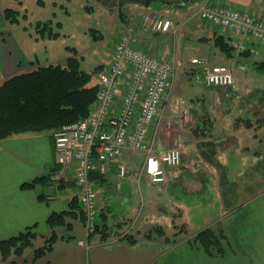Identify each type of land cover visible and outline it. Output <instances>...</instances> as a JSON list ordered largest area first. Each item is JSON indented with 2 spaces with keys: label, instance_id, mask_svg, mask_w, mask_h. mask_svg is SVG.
<instances>
[{
  "label": "crops",
  "instance_id": "crops-1",
  "mask_svg": "<svg viewBox=\"0 0 264 264\" xmlns=\"http://www.w3.org/2000/svg\"><path fill=\"white\" fill-rule=\"evenodd\" d=\"M120 1L125 6L139 7L148 16L146 25L138 29L121 14V34L132 27L134 47L163 61L180 64L178 75L188 66L197 68L183 57L188 45L181 39L180 26L187 27L194 24L192 21H195L193 27L201 44L192 59L211 65L237 64L235 89L216 95L217 108L225 109L228 103L236 105L235 96L250 93L251 90L245 89L251 82L248 59H245L249 57L237 54L233 58L219 47L220 38L231 43L237 39V34L209 23L207 27L197 24L200 6L205 0H190L188 4H182L184 0H169L174 4H165L161 10L147 8L139 0ZM190 3H194L196 13L183 22L174 21L176 35L155 37L159 33L151 31L149 20L170 18L167 14L171 12L187 13ZM212 5L248 11L256 19L264 20V0H211ZM167 7L174 8L168 10ZM169 39L177 48L171 50L164 46ZM249 42L255 49L253 54H257L259 44ZM207 54L210 57L207 58ZM211 55L214 61H210ZM263 61H254L255 68ZM30 62L21 54L13 55L8 46L1 47L0 69L4 77L1 83ZM262 100L256 106L248 104L250 111L241 112V106L234 113L222 111L225 118L222 112L202 114L182 106L177 113L182 109L185 112L167 117L168 104L162 102L145 148L136 153L125 151L111 164L107 174L100 177L92 174L98 192L97 224L103 232L93 235L89 248L80 245L85 238V224L80 214H76V219H71L73 230L65 239H59L53 251L34 260L30 250L23 258H11L1 264H264V128L257 125L264 116V98ZM53 135V132H31L0 141V241L29 228L47 234L50 232L47 221L53 214L72 210L75 181L71 179L56 186L48 179L58 169ZM153 136L159 139L157 151L163 152L173 145L182 151L183 164L167 169L168 181L161 185L151 184L145 175V161ZM118 162L128 165L126 179L117 175ZM34 180L39 182L33 188H22L23 184ZM123 183H127L125 193L121 188ZM157 226L164 229L169 241L152 232ZM216 226L225 232L223 258H210L200 245L193 243L201 230ZM127 233L135 235L137 241L124 240ZM36 243V247L42 246V240Z\"/></svg>",
  "mask_w": 264,
  "mask_h": 264
},
{
  "label": "built area",
  "instance_id": "built-area-1",
  "mask_svg": "<svg viewBox=\"0 0 264 264\" xmlns=\"http://www.w3.org/2000/svg\"><path fill=\"white\" fill-rule=\"evenodd\" d=\"M199 14L203 21L237 34V39L231 41L236 54L255 52L249 40L264 44V20L256 19L248 11L210 6L207 1L200 7ZM150 23L153 33H177L168 18H155ZM133 30L127 28L120 35L109 65L98 73V96L88 117L56 130L53 136L58 169L52 179L57 185L71 179L75 181L76 198L85 215V239L80 245L86 248L96 232L99 215L98 192L91 174H107L111 164L125 151L136 153L145 148L151 125L158 118L162 102L168 103L180 70V64L163 61L134 47ZM192 63L202 68V79L208 87L227 88L235 84V64L212 66L197 58L192 59ZM154 139L145 161V175L151 184L161 185L168 181L167 169L183 164L182 151L171 147L159 152ZM151 161L156 162L155 171H149ZM117 165V175L126 179L128 165L123 162Z\"/></svg>",
  "mask_w": 264,
  "mask_h": 264
},
{
  "label": "rangeland",
  "instance_id": "rangeland-1",
  "mask_svg": "<svg viewBox=\"0 0 264 264\" xmlns=\"http://www.w3.org/2000/svg\"><path fill=\"white\" fill-rule=\"evenodd\" d=\"M114 1L0 0V15H4L6 10L13 13L7 22L4 19L0 20V48L5 49L8 46L13 55L21 54L27 63L32 61L36 66L51 63L65 65L67 59L76 56L80 61L81 70L94 73L91 83L97 82L95 80L98 74L97 70L100 71L109 65V56L116 42L120 40V21H123L121 14L124 19L127 18L130 24L138 29L146 25L145 21L148 17L147 13L141 12L137 6L129 7L120 0L115 3ZM189 6H191L188 8L189 10L185 11L187 13L180 11L168 13L169 19L177 23L189 19L196 13L194 3H190ZM170 8L174 7H167L166 9L170 10ZM196 21L199 27L207 24L201 20L200 15ZM39 23L42 26L48 23L49 31L39 32ZM192 23L195 24V21ZM194 24L187 27L180 26L181 35H183L181 39L188 45V50L183 54V57L188 60V64H190L192 57L197 55L196 49L201 47L197 41L198 33L193 27ZM159 36L161 35L155 37ZM150 38L153 37L150 36ZM159 39L161 40L162 37ZM164 46L170 47L171 50L177 48L172 39L165 40ZM263 47L264 44L260 43L257 47V54L245 58L248 59V77L251 79L250 84L246 85L247 88L245 89L251 91L244 95L239 94V97L235 96L233 101L237 107L228 103L225 109L217 108V98L215 99L216 95L226 94L227 90L235 89V85L227 88H210L202 79L200 66H197L198 70L188 66L187 69L181 70L177 76V83L169 95L167 117L181 114L186 111L185 109H192V111L202 114L206 111L220 113L228 110L234 113L241 106V112L250 111L248 104L256 106L264 98V70L260 71L254 65V61L264 59ZM211 56L210 61H214L213 55ZM208 57L210 56L207 54ZM31 67V64H26L19 72H28ZM3 78L0 69V84H2ZM246 95L248 96L245 97ZM181 106L185 109L177 113ZM223 114L225 112L221 113V115ZM162 116H165V113ZM223 117L225 118L226 115ZM153 137L156 140L155 147L157 150L159 139H156V136Z\"/></svg>",
  "mask_w": 264,
  "mask_h": 264
},
{
  "label": "trees",
  "instance_id": "trees-1",
  "mask_svg": "<svg viewBox=\"0 0 264 264\" xmlns=\"http://www.w3.org/2000/svg\"><path fill=\"white\" fill-rule=\"evenodd\" d=\"M12 15L10 10H6L4 15H0V20L4 19L7 22ZM48 27V23L43 26L38 24L39 32L49 31ZM219 47L221 52L230 57L234 58L236 55L230 43L224 42L222 38ZM241 54L246 57L251 55L248 52ZM30 63L35 68L28 72L16 73L0 84V141L19 134L53 132L66 125L76 124L87 118L94 108L99 85L91 83L94 73L81 70L80 61L76 56L67 59L65 65L51 63L36 66L34 62ZM256 65V69L264 70V61ZM257 123L259 127L264 128V118ZM247 125L252 127V124ZM55 172H52L48 179L53 181L52 176ZM94 174L101 176L98 173ZM93 179L95 177H92ZM40 180L44 181V178ZM38 182L34 180L32 183H25L22 188H33ZM71 205L72 210L69 212H59L49 218L47 221L49 233L42 234L34 228H29L12 238L0 241V264L11 258H23L30 250L33 252L34 260L53 251L59 239H65L70 230H73L71 219L75 220L76 214H80L85 220L76 197L71 201ZM101 229L98 225L94 234L103 232ZM152 232L156 233L157 237L166 238V232L161 227H155ZM123 239L128 243L137 241L135 235L130 233L125 234ZM38 240H42L40 247H36ZM224 240V230L216 226L201 230L193 243L200 245L210 258H223L226 254Z\"/></svg>",
  "mask_w": 264,
  "mask_h": 264
},
{
  "label": "water",
  "instance_id": "water-1",
  "mask_svg": "<svg viewBox=\"0 0 264 264\" xmlns=\"http://www.w3.org/2000/svg\"><path fill=\"white\" fill-rule=\"evenodd\" d=\"M180 2H177V3H180ZM182 2H183V4H188V2H190V0H184ZM150 3H152V7H151L152 9H158V10H161L165 4H174V2L169 1V0H165V1L164 0H151L147 4V7H149ZM126 186H127V183H123L121 185L122 191L124 193L126 192V188H127ZM71 238L74 239L75 237H71Z\"/></svg>",
  "mask_w": 264,
  "mask_h": 264
},
{
  "label": "clouds",
  "instance_id": "clouds-1",
  "mask_svg": "<svg viewBox=\"0 0 264 264\" xmlns=\"http://www.w3.org/2000/svg\"><path fill=\"white\" fill-rule=\"evenodd\" d=\"M155 170H156V162L155 161H151L150 162L149 171H155Z\"/></svg>",
  "mask_w": 264,
  "mask_h": 264
},
{
  "label": "flooded vegetation",
  "instance_id": "flooded-vegetation-1",
  "mask_svg": "<svg viewBox=\"0 0 264 264\" xmlns=\"http://www.w3.org/2000/svg\"><path fill=\"white\" fill-rule=\"evenodd\" d=\"M144 6L147 7V4L151 1V0H139ZM183 4V2H181ZM149 7H152V3H150ZM164 7V6H163Z\"/></svg>",
  "mask_w": 264,
  "mask_h": 264
},
{
  "label": "bare ground",
  "instance_id": "bare-ground-1",
  "mask_svg": "<svg viewBox=\"0 0 264 264\" xmlns=\"http://www.w3.org/2000/svg\"><path fill=\"white\" fill-rule=\"evenodd\" d=\"M149 23H150V20H149ZM150 26H151V23H150ZM170 34H173V35H176V33H174L173 31L169 32Z\"/></svg>",
  "mask_w": 264,
  "mask_h": 264
}]
</instances>
